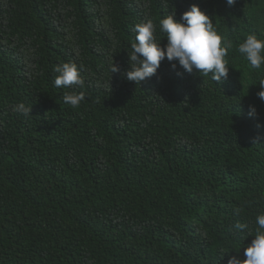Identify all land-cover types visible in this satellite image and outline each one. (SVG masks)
I'll list each match as a JSON object with an SVG mask.
<instances>
[{
    "label": "trees",
    "instance_id": "obj_1",
    "mask_svg": "<svg viewBox=\"0 0 264 264\" xmlns=\"http://www.w3.org/2000/svg\"><path fill=\"white\" fill-rule=\"evenodd\" d=\"M193 5L232 44L227 79L165 58L129 81L135 26L153 20L166 51L161 21ZM253 34L264 0H0V264L245 259L264 215V65L239 52ZM71 62L83 87L58 88Z\"/></svg>",
    "mask_w": 264,
    "mask_h": 264
},
{
    "label": "clouds",
    "instance_id": "obj_2",
    "mask_svg": "<svg viewBox=\"0 0 264 264\" xmlns=\"http://www.w3.org/2000/svg\"><path fill=\"white\" fill-rule=\"evenodd\" d=\"M237 0H227L229 6H234ZM182 21L175 19V11L161 21L162 30L167 34L168 45L165 48L156 39V25L153 20L148 19L146 23L135 26L137 32V43L132 44L133 51L130 53V69L127 71V79L138 85L140 82L151 78L157 73L162 61L167 58L169 62L179 61V65L188 73L198 70L204 77L212 74L216 82L226 80L229 75V66L226 57L231 42L225 44L224 37L214 26L211 16L202 11L198 6L193 5L190 11L183 14ZM239 52L246 55L252 68L259 69L264 65V40L258 39L255 34L249 35L246 42L239 46ZM114 60V59H113ZM175 69L176 64H172ZM54 71L59 75L55 79V85L60 87H83L85 81L81 71L75 62L58 65ZM111 72H120V67L114 61ZM264 88V83L260 84ZM258 97L264 100V90L258 92ZM86 99L84 92H69L64 94V102L73 108H78ZM33 106L21 102L13 106L12 111L25 116L32 115ZM256 114L254 106L249 113ZM239 211V210H237ZM259 228L256 231L255 239L247 246L244 256L239 259L232 256L228 264H264V215L258 218ZM240 230L248 228L246 223H237Z\"/></svg>",
    "mask_w": 264,
    "mask_h": 264
}]
</instances>
